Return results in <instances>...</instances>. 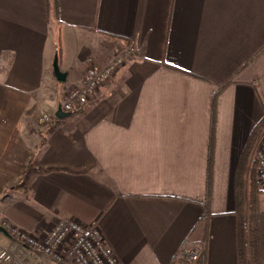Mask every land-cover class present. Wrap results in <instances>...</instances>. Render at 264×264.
I'll return each mask as SVG.
<instances>
[{"label": "crops", "instance_id": "obj_1", "mask_svg": "<svg viewBox=\"0 0 264 264\" xmlns=\"http://www.w3.org/2000/svg\"><path fill=\"white\" fill-rule=\"evenodd\" d=\"M55 2L50 23L45 0H0V220L35 234L97 221L120 264H171L188 239L205 264H237L235 172L264 115V0ZM126 50L80 112L39 123L90 63Z\"/></svg>", "mask_w": 264, "mask_h": 264}, {"label": "built area", "instance_id": "obj_2", "mask_svg": "<svg viewBox=\"0 0 264 264\" xmlns=\"http://www.w3.org/2000/svg\"><path fill=\"white\" fill-rule=\"evenodd\" d=\"M129 50L114 56L102 66L90 63L82 80L72 83L65 100L60 103L64 112H70L76 105H83L104 86L123 66ZM58 105V106H59ZM55 117L43 113L38 121L48 124ZM256 179L264 190V129L260 134L255 150ZM12 238L10 245L0 246V264H27L19 252L30 249L52 264H120V261L107 244L97 221L84 224L74 217L58 219L38 233H31L0 220ZM205 252L203 244L196 245L189 239L178 249L171 264H198Z\"/></svg>", "mask_w": 264, "mask_h": 264}, {"label": "trees", "instance_id": "obj_3", "mask_svg": "<svg viewBox=\"0 0 264 264\" xmlns=\"http://www.w3.org/2000/svg\"><path fill=\"white\" fill-rule=\"evenodd\" d=\"M45 2L49 19L50 15L56 18L55 0H45ZM34 107L35 105L30 106L25 111V115L29 116ZM80 111L81 106H76L70 111V115ZM263 129L264 115L252 128L248 141L241 151L235 172L237 264H264V190L260 189L257 183L254 155L257 137ZM198 264H205V252Z\"/></svg>", "mask_w": 264, "mask_h": 264}, {"label": "water", "instance_id": "obj_4", "mask_svg": "<svg viewBox=\"0 0 264 264\" xmlns=\"http://www.w3.org/2000/svg\"><path fill=\"white\" fill-rule=\"evenodd\" d=\"M52 71L55 79L59 82H64L66 80L67 73L63 72L59 69L58 65V56L57 53L54 54L52 60ZM70 116V112H64L59 105L55 110V117L59 120H62L66 117ZM0 233L10 236L9 232L2 226H0Z\"/></svg>", "mask_w": 264, "mask_h": 264}, {"label": "rangeland", "instance_id": "obj_5", "mask_svg": "<svg viewBox=\"0 0 264 264\" xmlns=\"http://www.w3.org/2000/svg\"><path fill=\"white\" fill-rule=\"evenodd\" d=\"M48 18H49V14H48ZM54 20H55V18L52 17V15H50L49 22H50V23H51V21L54 22ZM59 102H60V100H59ZM44 113H45V112H44ZM260 134H261V133H260ZM260 134H259V136L257 137V139H259ZM257 142H258V140L256 141V145H255L254 153H255V150H256V148H257ZM254 155H255V154H254ZM263 207H264V203H263ZM0 237H1V236H0ZM0 244H4V243H1V242H0ZM4 245H6V244H4Z\"/></svg>", "mask_w": 264, "mask_h": 264}]
</instances>
